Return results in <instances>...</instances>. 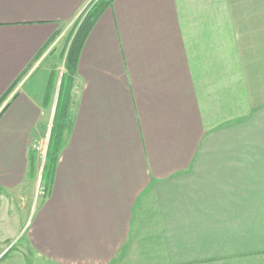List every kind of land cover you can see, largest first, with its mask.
<instances>
[{
	"label": "crops",
	"instance_id": "crops-1",
	"mask_svg": "<svg viewBox=\"0 0 264 264\" xmlns=\"http://www.w3.org/2000/svg\"><path fill=\"white\" fill-rule=\"evenodd\" d=\"M95 2L0 0V214L26 213L14 232L43 264H264V0L107 7L30 220V142L53 123L67 26Z\"/></svg>",
	"mask_w": 264,
	"mask_h": 264
},
{
	"label": "rangeland",
	"instance_id": "rangeland-1",
	"mask_svg": "<svg viewBox=\"0 0 264 264\" xmlns=\"http://www.w3.org/2000/svg\"><path fill=\"white\" fill-rule=\"evenodd\" d=\"M91 8L90 9L86 8L83 11V13L79 15L78 18H76L74 21L69 23V25L67 26V31L64 36L65 46L68 45L70 47V44L73 40V37L75 36V33L77 32L79 26L81 25V23L83 22L86 15L91 10ZM64 72H65V67L63 64H61L59 68L60 78H61V74H64ZM50 127H51V123H50ZM66 132H68V126L66 128ZM49 138H50V128H48V130L46 131L43 137H41L38 140H33V141L31 140L30 142L31 149L34 151L37 158V168H38V169L36 168L37 176L35 181V192H34L35 198L34 201L31 202L29 207L31 210L30 220H32V214L34 212L35 206H37L42 202V199L45 196H47L48 194L47 191L49 190L48 183L45 184V182H43L42 180V173H43L42 168H44L45 166ZM23 210L26 211V207ZM17 215L18 217L14 218L13 220L8 216H4L3 214H0V264H43V261H41V259L38 260L32 257L28 252L26 253V251L24 250V247H26V242L28 237L27 226L24 229L20 230L17 234H15L14 230H16L17 232L21 227H17V225H13V223L16 224L18 222L19 225L22 222H25L26 220L25 212L18 211ZM44 264H54V263L46 261V263Z\"/></svg>",
	"mask_w": 264,
	"mask_h": 264
},
{
	"label": "trees",
	"instance_id": "trees-1",
	"mask_svg": "<svg viewBox=\"0 0 264 264\" xmlns=\"http://www.w3.org/2000/svg\"><path fill=\"white\" fill-rule=\"evenodd\" d=\"M114 1L115 0L96 1V3L92 6L91 10L88 12L85 19L79 26L70 44L65 62V68L67 70V73L69 74V78H67L68 74L66 75V73H64L62 76L55 116L50 131L45 166L42 173V180L43 182H45V184L48 183V188H50L52 185L58 158L67 138V117L70 108L69 106L71 103L69 90V85H71V77L75 73V68L81 49L92 26L94 25L99 15L107 7L111 6ZM5 96L0 100V104L4 101Z\"/></svg>",
	"mask_w": 264,
	"mask_h": 264
},
{
	"label": "water",
	"instance_id": "water-1",
	"mask_svg": "<svg viewBox=\"0 0 264 264\" xmlns=\"http://www.w3.org/2000/svg\"><path fill=\"white\" fill-rule=\"evenodd\" d=\"M51 127H52V124H51ZM51 127H50V130H51Z\"/></svg>",
	"mask_w": 264,
	"mask_h": 264
},
{
	"label": "built area",
	"instance_id": "built-area-1",
	"mask_svg": "<svg viewBox=\"0 0 264 264\" xmlns=\"http://www.w3.org/2000/svg\"><path fill=\"white\" fill-rule=\"evenodd\" d=\"M46 152V151H45Z\"/></svg>",
	"mask_w": 264,
	"mask_h": 264
}]
</instances>
